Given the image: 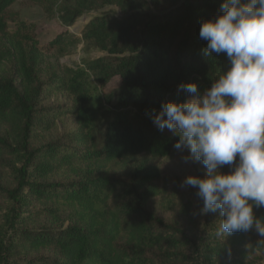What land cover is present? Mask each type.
Here are the masks:
<instances>
[{
    "label": "trees",
    "instance_id": "16d2710c",
    "mask_svg": "<svg viewBox=\"0 0 264 264\" xmlns=\"http://www.w3.org/2000/svg\"><path fill=\"white\" fill-rule=\"evenodd\" d=\"M30 1L66 30L43 43L13 13L18 0H0V167L9 180L0 184V264H264V237L217 236L219 212L199 222L188 202L191 226L181 228L149 208L163 192L155 161L179 151V136L151 115L187 98L182 82L203 94L227 70V56H205L199 38L223 0ZM86 15L80 35L68 30ZM81 43L79 65L41 78L45 51L67 55ZM54 91L72 97L78 129L37 146L61 117L43 106ZM61 171L67 181L53 180ZM253 210L264 220V208Z\"/></svg>",
    "mask_w": 264,
    "mask_h": 264
},
{
    "label": "clouds",
    "instance_id": "9594fccd",
    "mask_svg": "<svg viewBox=\"0 0 264 264\" xmlns=\"http://www.w3.org/2000/svg\"><path fill=\"white\" fill-rule=\"evenodd\" d=\"M207 41L203 54H225L228 67L210 88L198 93L182 82L183 101L162 102L153 124L179 136L177 150L200 162L205 174L188 175L182 186L195 188L200 214L219 212L217 236L249 232L264 237V0H223L215 17L200 24ZM228 166V172L222 168Z\"/></svg>",
    "mask_w": 264,
    "mask_h": 264
},
{
    "label": "rangeland",
    "instance_id": "374dc122",
    "mask_svg": "<svg viewBox=\"0 0 264 264\" xmlns=\"http://www.w3.org/2000/svg\"><path fill=\"white\" fill-rule=\"evenodd\" d=\"M62 1V0H60ZM37 7L30 0H18L13 6V13L20 17H24L34 24L35 31L39 40L43 43L50 41L59 33L64 32L66 27L55 18H51L45 14L44 11ZM90 19L89 15L80 18L73 27L69 28L72 33L80 35V27ZM84 44L81 43L77 48H73L70 54L60 55L56 51H45L43 56V62L41 65V78L48 80L49 76L54 72L61 70L65 66H77L81 63ZM92 56L99 55V53L93 52ZM119 85V79H113L107 86V89L116 88ZM43 106L46 108H56L60 111L61 117L56 120L54 127L48 131H42L37 138L36 145L41 146L48 142H51L67 133L74 132L78 129V124L75 120V116L72 113L73 100L72 97L63 91H54L48 97L45 96ZM0 133L6 135V129L0 126ZM188 150H179L171 158H160L155 161L161 168L162 176L158 183L163 189V192L152 199L150 203V210L167 223H177L181 228H187L191 226V222L182 216L181 209L184 204L190 202L192 211L195 216H198L199 222L204 220L206 214H200L202 207V200L196 195V189L190 186H182V182L188 175H200L205 174V168L200 162L192 161L191 159L185 160L188 157ZM229 171L228 166L222 168L223 172ZM0 184H7L9 182L6 179V173L0 167ZM69 174L65 171H61L55 174L53 180L55 181H67ZM4 202L3 197L0 195V205ZM199 217L203 219H199ZM49 217H43L42 220L49 221ZM249 236L252 239H260L258 232L253 228L249 231ZM51 256L56 255L55 252H48Z\"/></svg>",
    "mask_w": 264,
    "mask_h": 264
}]
</instances>
